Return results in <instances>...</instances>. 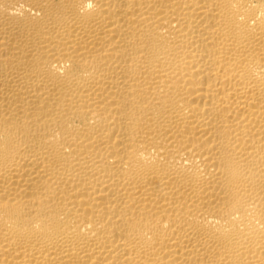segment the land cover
I'll return each mask as SVG.
<instances>
[{
	"label": "bare ground",
	"instance_id": "6f19581e",
	"mask_svg": "<svg viewBox=\"0 0 264 264\" xmlns=\"http://www.w3.org/2000/svg\"><path fill=\"white\" fill-rule=\"evenodd\" d=\"M0 264H264V0H0Z\"/></svg>",
	"mask_w": 264,
	"mask_h": 264
}]
</instances>
